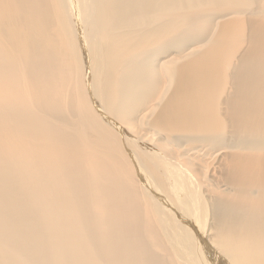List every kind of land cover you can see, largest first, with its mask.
Here are the masks:
<instances>
[{
	"label": "bare ground",
	"instance_id": "obj_1",
	"mask_svg": "<svg viewBox=\"0 0 264 264\" xmlns=\"http://www.w3.org/2000/svg\"><path fill=\"white\" fill-rule=\"evenodd\" d=\"M0 264H264V0H0Z\"/></svg>",
	"mask_w": 264,
	"mask_h": 264
}]
</instances>
